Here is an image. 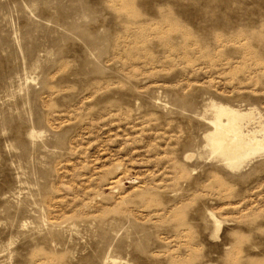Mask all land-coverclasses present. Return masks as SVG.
<instances>
[{
    "label": "rangeland",
    "instance_id": "rangeland-1",
    "mask_svg": "<svg viewBox=\"0 0 264 264\" xmlns=\"http://www.w3.org/2000/svg\"><path fill=\"white\" fill-rule=\"evenodd\" d=\"M211 103L264 117V0H0V264H264Z\"/></svg>",
    "mask_w": 264,
    "mask_h": 264
},
{
    "label": "bare ground",
    "instance_id": "bare-ground-1",
    "mask_svg": "<svg viewBox=\"0 0 264 264\" xmlns=\"http://www.w3.org/2000/svg\"><path fill=\"white\" fill-rule=\"evenodd\" d=\"M210 107L214 120L206 146L211 155L233 171L256 156H264V117L256 108L242 111L214 103Z\"/></svg>",
    "mask_w": 264,
    "mask_h": 264
}]
</instances>
